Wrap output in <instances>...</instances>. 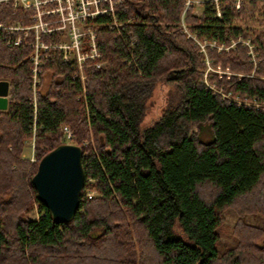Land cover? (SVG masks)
I'll return each instance as SVG.
<instances>
[{
  "label": "trees",
  "instance_id": "16d2710c",
  "mask_svg": "<svg viewBox=\"0 0 264 264\" xmlns=\"http://www.w3.org/2000/svg\"><path fill=\"white\" fill-rule=\"evenodd\" d=\"M182 4L123 0L122 18L132 20L116 38L99 30L105 65L87 72L84 87L58 56L46 60L34 153L40 160L65 143V125L85 174L78 209L64 223L38 200L37 164L22 155L32 128L30 48L7 46L0 30V81L9 96L0 111V264H264V228L243 221L264 214V79L245 75L253 66L237 45L210 53L214 65L243 74L218 83L256 104L222 98L202 83L201 55L178 27ZM191 12L184 22L201 39L250 37L254 73L264 76V1L235 9L226 0L221 19L208 4L200 17ZM22 19L0 6V22ZM157 82L170 85L165 105L141 128ZM228 209L237 216L236 240L221 251Z\"/></svg>",
  "mask_w": 264,
  "mask_h": 264
},
{
  "label": "built area",
  "instance_id": "2783aa9c",
  "mask_svg": "<svg viewBox=\"0 0 264 264\" xmlns=\"http://www.w3.org/2000/svg\"><path fill=\"white\" fill-rule=\"evenodd\" d=\"M225 1L184 0L181 15L194 7L208 4L214 17L221 19ZM244 1L246 0H232L233 7L240 8ZM122 3L123 0H0V6H9L13 11L19 10L24 16V19L15 22H0V30L4 33L3 39L7 46L24 45L30 48L33 90L43 65L54 55L69 67L72 78L79 80L84 87L83 74L102 67L99 30L105 29L116 38L122 35L123 27L132 20V17L122 18ZM25 19L27 22L23 23ZM183 31L187 34L188 30L185 27ZM239 41L241 40L237 42ZM239 43L247 48V54H251L253 58V45L248 40ZM209 45L223 50V46ZM252 61L254 62V58ZM36 112L34 108L31 114L34 119L32 132L36 127ZM64 134L67 138L71 136L68 129H64ZM34 155V151L31 152L29 160L34 161ZM93 193L88 191L87 196L90 198Z\"/></svg>",
  "mask_w": 264,
  "mask_h": 264
},
{
  "label": "rangeland",
  "instance_id": "374dc122",
  "mask_svg": "<svg viewBox=\"0 0 264 264\" xmlns=\"http://www.w3.org/2000/svg\"><path fill=\"white\" fill-rule=\"evenodd\" d=\"M260 1H264V0H260ZM184 2V0H183ZM183 7V4H182ZM183 9V8H182ZM203 10H204V6L203 7H194L192 8V12L191 14L197 17H200L203 14ZM182 14V10L180 13V18H179V24L178 27L180 28L181 33H183L185 35V37L187 39H189L192 42V45H194L197 48V53L201 55V64L202 67L199 71V77L201 78L202 83H204L205 85H207L209 88H212L213 91H215L218 95H220V97L222 98H227V99H231V100H235L239 103H245L247 105H249L250 103L252 104H256L253 102H250L249 98L240 95L238 93L233 92L232 89L228 88L226 85L224 84H220L218 83V81L221 79L222 76L224 77H241L243 74L240 73H236L231 71V69L227 68V66H222V65H214L213 63V59L210 56L211 52H229L232 49H235L237 45H240L241 48H243L245 50V55L246 58L248 59V63H251L253 68L252 70L245 74L246 76L249 77H256V78H263L264 76H259L256 75L254 73L255 68L258 64V60H257V53L255 52V48L256 45L254 43H252L251 38L250 37H238L236 39H230L228 41V43H217L215 40H208V39H201L198 36H196L195 33H192L186 26L185 21V16L187 13H184V15ZM188 30L187 34L183 31L185 29ZM248 26H250V24H246ZM245 25V27H247ZM238 40H241L239 42H244V41H249L251 45H253L252 49H253V58H254V62L252 61L253 58L251 57V54H247V48L243 47L239 42H237ZM209 44H214L216 46H223V50H219V48L217 47H212ZM132 45V43H131ZM232 45V46H231ZM252 58V59H251ZM102 66L105 65V61L102 59L101 60ZM45 72V67L43 65L42 70L40 72V74H38L37 77V84L36 87L34 88V90L32 89L31 86V73L29 76V96L27 98L28 102L30 103L31 106V114L33 113L34 108H36V111L38 110V90L40 85L43 82V78H41L42 73ZM87 72L83 74V81H84V85L86 83V76H87ZM221 76V77H220ZM45 81V78H44ZM170 85L164 84V83H156L152 89V93H151V97L148 99L147 105V112L143 118V121L140 124L141 128H144L146 126H148L150 124L151 121L155 120L157 118V116L160 114V112L162 111V107L163 105H165V99L164 97L166 96V92L167 90L170 88ZM83 89V88H82ZM84 91V89H83ZM80 96V95H79ZM78 96V97H79ZM77 97V98H78ZM9 98V96H8ZM258 105V104H257ZM262 106L264 107V103L262 104ZM6 110V109H5ZM5 110H0V111H5ZM36 117H37V112H36ZM34 121V119H32ZM64 129H68L71 133V130L66 127L65 125H61L60 126V132L62 133L61 137V141H64L65 143H70L71 142V136L70 138L66 137V134H64ZM36 127L32 132V128H31V133H30V137L25 141V152L22 154L24 157L30 159L31 157V152H33L35 150V136H36ZM72 135V133H71ZM35 156V160L31 161L34 162L36 164H38L39 160L36 158ZM90 191L94 192L93 195H95V190L94 189H90ZM35 206H33L32 208V212H31V216L32 217H36V213H35ZM237 219L236 213L234 212V210L228 209L225 214H224V223L222 224V226L220 227V240L218 243V249L223 251L225 249H227L228 247H231L232 245H234L235 240H236V236L234 234V223ZM243 221L246 222L247 224L253 225V226H257V227H261L264 228V214L262 213H254V214H248L245 215L243 217ZM264 239V237H263ZM257 243H261L262 242V238H258L255 240Z\"/></svg>",
  "mask_w": 264,
  "mask_h": 264
},
{
  "label": "water",
  "instance_id": "95a60500",
  "mask_svg": "<svg viewBox=\"0 0 264 264\" xmlns=\"http://www.w3.org/2000/svg\"><path fill=\"white\" fill-rule=\"evenodd\" d=\"M7 103L8 82L0 81V110H5ZM84 181L82 150L70 143L60 144L43 155L31 177L38 200L58 223L74 217Z\"/></svg>",
  "mask_w": 264,
  "mask_h": 264
}]
</instances>
